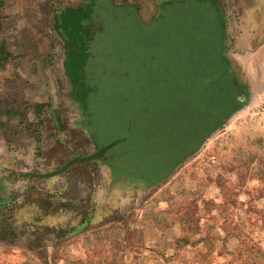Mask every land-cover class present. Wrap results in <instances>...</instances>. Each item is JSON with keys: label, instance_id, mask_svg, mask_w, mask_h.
I'll return each mask as SVG.
<instances>
[{"label": "rangeland", "instance_id": "1", "mask_svg": "<svg viewBox=\"0 0 264 264\" xmlns=\"http://www.w3.org/2000/svg\"><path fill=\"white\" fill-rule=\"evenodd\" d=\"M89 1L0 0V59L8 47L18 55V71L29 76L10 80L0 72L2 100L29 96L22 101L29 116L18 125L21 148L7 139L17 130L3 127L0 264H264V116L258 103L229 117L207 146L202 142L170 173L159 164L147 175L124 171L114 152L109 160L94 158L112 140L109 130L98 128L108 110L92 103L88 122L83 106L78 109L65 69L69 50L54 28L64 9ZM115 1L138 5L148 25L139 32L111 30L119 53L109 60V73L95 78L116 87L113 96L129 108L127 99L140 100L131 115L147 122L131 130L151 140L142 151L179 152L193 141L190 122L206 118L213 100L203 95L208 112L201 114L202 102L191 107L195 93L177 97L175 87L205 81L188 76L195 67L205 76L202 48L210 49L212 67L225 64L212 48L219 46L215 37L223 44L220 21L227 17L238 29L234 17L254 2L210 0L202 8L187 3L165 10L167 2L192 0ZM102 84L98 99L105 97ZM17 153L20 158L13 157ZM77 158L85 160L73 162Z\"/></svg>", "mask_w": 264, "mask_h": 264}, {"label": "trees", "instance_id": "2", "mask_svg": "<svg viewBox=\"0 0 264 264\" xmlns=\"http://www.w3.org/2000/svg\"><path fill=\"white\" fill-rule=\"evenodd\" d=\"M209 2L210 0L167 2L164 4L165 6L163 9L167 10L168 7L170 8L171 6L176 5L177 7H183L187 3L196 4L201 7ZM204 10L205 9L201 10V12H204ZM214 18L215 21H217L218 15L214 16ZM146 25L148 24L144 22L140 14L139 7L136 4H132L130 2H117L115 0H90L85 4L64 9V11H62L60 15L55 18L54 27L59 35L64 38L69 50L66 71L72 82L78 101L88 114L86 117L88 122L90 118H93V112L90 114L89 108L92 103L96 105L98 104L99 106H105L108 111L111 110L110 113L107 111L108 116L106 117L108 118L105 119L103 125H98V128L101 130H109L110 136L112 137V140L108 142L105 148H103L105 151L102 152L103 149L100 151L101 156L99 159H108V155L114 152L113 158L117 161V165H119H116V167L124 169V171H140L143 175H147L146 172L149 168H152V165L154 164H159L161 166L160 171L162 173L172 172L174 168H176L183 160L195 152V150L204 141L205 137L211 133L213 129L222 124V121L224 119L226 120L230 116L231 112L228 107L231 108L233 104L235 105L237 103L234 102L233 98L227 95L228 87L225 88L222 85V81L229 78V69L226 62L225 64L223 62V65H213L212 67V63H209L208 60L210 58V49L202 48L201 53L205 58L204 61L206 64L204 66V68L206 67L205 76L202 77L196 67L195 70L191 69L189 74H187L189 77L197 80L205 78V81L203 79V82H198L200 83L198 85L196 83L194 85L188 84L185 86H182V81H180L182 90L180 89V86L179 88L175 87V93L177 97L179 93H186L188 95L191 94V91L195 93L194 100L191 99V107L193 108L195 107L194 105L197 101L199 103L204 102L202 98L205 94L204 90L207 89H209L212 93L215 91L216 93L221 92L222 100L215 101V98L213 97V107L208 108V111L211 110L210 114H208L206 118L202 117L201 119H196L195 116V119L190 122L192 126H189L190 128L188 132L190 133L188 138H190V141L193 139V141L181 151L175 152L172 150L173 152L170 151L166 154L155 153L153 155L146 154L145 151H142L150 146L149 144L151 143L149 142L151 140L149 141L147 137L144 136V131L142 133L139 129L138 131L131 130V127H137L139 123L144 124L147 122L144 116L142 117L144 120L135 122V115H131L135 109L138 110L141 106L138 103L140 100L127 99L126 101L129 102L132 108L125 106L124 102L120 103L119 96H113V92H117L116 87L109 84H102L103 80L95 77H104L107 75L112 67L109 60H115L117 58L116 55L119 53L118 49H116V44L111 41V30L119 29L123 32H137V27H143ZM217 39L218 38L215 37L219 46L212 44L213 53H215L217 57L222 55V57L225 58L223 54V44H221ZM202 40L204 39L202 38ZM137 53L138 52L135 50L131 52L132 55ZM123 60L124 59L121 58L116 65H121ZM214 60L215 58L212 57L211 62H214ZM210 67L212 68L209 69ZM176 72H178V70H176ZM178 75L179 74L176 73L177 79L179 80L181 77ZM182 76L186 77L185 75ZM131 81L133 82L132 87L136 88L139 83L134 82L133 80ZM101 84L105 89V92H103L105 97L102 98V96H100L98 99L96 95H99V86ZM125 84L126 82L121 84L119 87L122 91L123 88H125ZM186 89L189 90L186 91ZM222 89H224L223 92ZM198 93H200L199 96H197ZM94 98H97V102ZM141 104L143 105L142 101ZM203 105L204 103L202 105L200 104L201 107L200 109L198 107V112H208L207 105ZM126 107H128L126 109L127 111H124V108ZM112 113H116V116H112ZM219 114H221V117ZM120 115H123V117H119ZM91 124L89 123L88 125ZM156 142V139L152 142L154 147H156ZM159 143L160 142L157 144L160 145L163 141L160 144Z\"/></svg>", "mask_w": 264, "mask_h": 264}, {"label": "crops", "instance_id": "3", "mask_svg": "<svg viewBox=\"0 0 264 264\" xmlns=\"http://www.w3.org/2000/svg\"><path fill=\"white\" fill-rule=\"evenodd\" d=\"M253 2V5L250 7L243 6L244 11H242L240 17H238V15L234 17L235 23L240 20V26L237 27L238 29L234 30V26L231 25V21L228 20L227 17L220 21L222 27L223 52L229 69V78L223 80L222 85L225 88L228 87L227 95L233 98L234 102H237L235 105L233 104L231 108L228 107L231 112L229 117L233 114L240 113L242 109L248 106V103L250 104L253 102L252 104H259L261 100L264 99V0H253ZM1 55H3L4 60L0 59V72L4 71L8 79L12 80L16 77H22L26 81L29 79L26 73L18 71V55L13 50L7 47ZM243 75L246 80H242V78H244ZM3 80L4 78L0 77V84ZM208 90L209 89L206 90L205 96L214 97L215 101L222 100L221 92L216 93L215 91L209 93L210 90ZM223 90L224 89H222V92ZM244 94L246 96H244ZM15 95L16 97L13 96V100H2L0 96V151L3 144V127L15 131L17 130L15 133L10 134L7 139L13 142L14 145L12 147H22L21 141L23 137L22 135L20 136L18 125L20 121H22V118L29 116V113L24 112L22 108V104L24 103L22 101L28 99L29 96ZM244 97L245 105L241 104V100ZM73 100L78 109H82L78 99L73 97ZM38 103L41 107L45 106L44 101H39ZM221 114H219V116ZM226 120L224 119L222 122L224 123ZM223 123L213 129L212 132L205 137L203 142L207 143L223 127ZM208 144L209 143L205 146ZM13 157L20 158L18 153L15 155L13 154ZM1 176L2 173L0 169V177ZM149 177L152 176H141V179L148 181ZM163 177L165 176H161L160 178Z\"/></svg>", "mask_w": 264, "mask_h": 264}, {"label": "built area", "instance_id": "4", "mask_svg": "<svg viewBox=\"0 0 264 264\" xmlns=\"http://www.w3.org/2000/svg\"><path fill=\"white\" fill-rule=\"evenodd\" d=\"M258 114L264 116V99L258 104Z\"/></svg>", "mask_w": 264, "mask_h": 264}, {"label": "water", "instance_id": "5", "mask_svg": "<svg viewBox=\"0 0 264 264\" xmlns=\"http://www.w3.org/2000/svg\"><path fill=\"white\" fill-rule=\"evenodd\" d=\"M104 151H105V149L102 150V152H104ZM100 156H101V153L94 156V158H99ZM83 160H85V159L84 158H77L73 162H79V161H83Z\"/></svg>", "mask_w": 264, "mask_h": 264}]
</instances>
